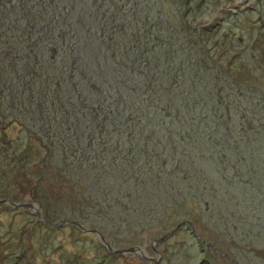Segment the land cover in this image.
<instances>
[{
  "label": "trees",
  "instance_id": "1",
  "mask_svg": "<svg viewBox=\"0 0 264 264\" xmlns=\"http://www.w3.org/2000/svg\"><path fill=\"white\" fill-rule=\"evenodd\" d=\"M180 1L0 0V135H19L0 141V182L25 175L46 222L113 246L198 204L201 224L237 218L240 241L264 249V97L207 44L245 26L197 29L190 15L213 0Z\"/></svg>",
  "mask_w": 264,
  "mask_h": 264
},
{
  "label": "rangeland",
  "instance_id": "2",
  "mask_svg": "<svg viewBox=\"0 0 264 264\" xmlns=\"http://www.w3.org/2000/svg\"><path fill=\"white\" fill-rule=\"evenodd\" d=\"M180 2L184 3V0ZM190 18L197 29L211 25L213 27L217 25L218 28L221 25L219 22L221 18H226L228 22L226 24L232 27L240 23L245 26L243 29L245 32L247 30V34L244 35L245 32L244 30L241 32L240 27H233L238 31L231 37L223 35L220 38L219 31L210 30L207 44L213 47V52H216L215 59L218 63L230 68L229 73L239 79L240 85L245 82L254 90L257 89L259 94L256 95L260 98L264 97V0H213L206 13H199L196 18L190 15ZM245 83L243 87L247 86ZM26 103L28 106V100ZM260 104L263 105L264 102ZM262 116V119L252 121V124L264 130V115ZM1 129L3 135H0V141L4 144L16 140L19 136L17 129L5 126ZM28 145L29 157L30 143ZM0 154H4L2 147ZM5 156L2 155L0 159ZM30 177L31 174L29 180ZM11 179L0 182V246H2L0 264H102V262L103 264H263L264 262V249L252 247L247 241H240L239 235L234 232L230 222L234 221L240 225L242 220L232 219L228 221V228L227 225H220L215 227V231L213 227H207L199 222L200 216L197 214L202 209L200 210L198 204L194 203L189 210L191 216L187 218L190 224L184 225L177 233L166 238H164L166 233L175 229L178 223L187 220H167L165 225L138 234L137 238H134L135 235L132 238L126 234L127 236L120 237L123 241L116 242L114 246L110 244L109 237L98 231L115 249L124 250L139 245L145 250V253L138 251L125 255L112 254L94 231L88 233L79 231V228L71 223L63 225L64 220L60 219L57 222H46L47 216L44 217L41 201L32 195L31 180L28 183L25 175L22 174L16 179ZM50 185H46L45 189L50 195L52 193L53 200H58L63 195V191L54 188L53 181ZM53 189L57 192L56 196ZM30 203L39 204L38 208L29 209L20 206ZM192 217H196L197 220ZM248 221L255 222L254 217H249ZM41 223L47 226L50 224L49 232L54 234L49 233L45 226L40 225ZM245 224L249 226L248 223ZM83 234L86 236H82ZM40 236L42 241L38 243ZM79 239L80 242L77 241ZM50 244H54L55 247L63 245L65 248L61 251H57V248L47 251ZM35 248L41 251L40 254L35 255Z\"/></svg>",
  "mask_w": 264,
  "mask_h": 264
},
{
  "label": "water",
  "instance_id": "3",
  "mask_svg": "<svg viewBox=\"0 0 264 264\" xmlns=\"http://www.w3.org/2000/svg\"><path fill=\"white\" fill-rule=\"evenodd\" d=\"M38 205L39 204H35V203H32V205H31V203H30L29 205L23 204V205H20V206L23 207V208H29V209H31V207H33L34 209H37L38 208ZM70 223H72V221H64L62 224L63 225H66V224H70ZM62 224H61V226H62ZM187 224H190V222L188 220L186 222L178 223L177 226H176V228L173 229V230H171V231H169L168 233H166V235L164 236V238H166L167 236H171V235L177 233V231L179 229H181L184 225H187ZM59 227H60V225H59ZM82 231H85V232L94 231V232H96L98 234L100 240L106 245L108 251L110 253H112V254H117L118 253V254L125 255V254H127L129 252H134L135 253V252H138V251H141V252L145 253V250L141 246H139V245H135V246H132L130 248H126L124 250L123 249H115V248L111 247V245L109 244L108 240H106L105 237L102 236V234H100L98 232V230H96V229L89 230L88 228H82Z\"/></svg>",
  "mask_w": 264,
  "mask_h": 264
}]
</instances>
